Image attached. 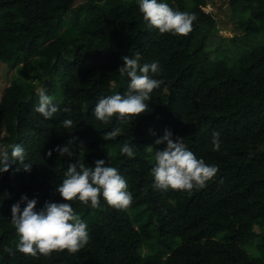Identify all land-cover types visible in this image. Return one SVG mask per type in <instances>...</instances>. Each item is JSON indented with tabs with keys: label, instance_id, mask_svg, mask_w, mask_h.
<instances>
[{
	"label": "trees",
	"instance_id": "trees-1",
	"mask_svg": "<svg viewBox=\"0 0 264 264\" xmlns=\"http://www.w3.org/2000/svg\"><path fill=\"white\" fill-rule=\"evenodd\" d=\"M227 1L236 56L222 37L208 54V35L218 30L208 0H159L196 14L187 36L149 28L138 0H0V67L8 81L0 91V150L10 154L8 146L20 144L33 163L30 172L13 163L0 173V264H264V0ZM137 52L141 64L161 69L150 111L130 124L97 121L98 99L127 92L129 78L117 70ZM40 87L70 112L45 120L35 111ZM66 118L73 128H63ZM115 127L121 134L108 139ZM166 129L218 167L215 180L191 193L154 188L155 151L165 147L154 142ZM70 140L73 156L46 155ZM125 143L134 157L121 154ZM78 159L117 168L131 207L114 209L102 197L98 209L72 201L89 244L49 258L20 253L11 206L22 195L37 200V211L46 201L63 203L56 188Z\"/></svg>",
	"mask_w": 264,
	"mask_h": 264
},
{
	"label": "clouds",
	"instance_id": "clouds-1",
	"mask_svg": "<svg viewBox=\"0 0 264 264\" xmlns=\"http://www.w3.org/2000/svg\"><path fill=\"white\" fill-rule=\"evenodd\" d=\"M139 12L149 28L158 30L160 34L187 36L196 21L195 13L174 10L167 3L159 0H138ZM121 76L129 78L128 90L125 94L119 93L101 97L94 108V117L97 121L108 125L113 118L121 123H131L136 117L150 111L149 101L152 93L163 83L154 79L161 69L158 62L141 64L139 52L134 57H122V65L117 70ZM39 97L35 111L45 120L53 118L58 112H70L67 106L61 108L62 100L47 94L44 87L37 89ZM72 119H64L62 126L65 129L73 128ZM122 129L115 127L106 133L108 139H115ZM220 133L213 131L211 143L214 151H219ZM164 144L163 150L155 151V166L151 169L154 178V188L168 191H184L191 193L207 186L209 181L216 178L218 167L206 164L198 159L182 137L173 138L170 130H165L162 137L154 142ZM72 141L66 146H56L46 155L52 156L55 151L60 156H73ZM0 150V173L8 172L13 163L18 165L17 171H31L32 162L27 160L25 149L20 144L9 145ZM151 148V147H149ZM83 148L79 149V153ZM120 152L129 158L135 156V147L131 143L121 146ZM27 161V162H26ZM63 203L45 202L42 210H36L37 200L21 196L20 201L11 206V224L16 229L19 242L16 250L32 258H45L60 252L76 254L90 242L87 223L81 219L71 202L78 201L92 209L100 207L101 197L106 204L117 210H126L131 207L132 194L128 190L127 181L118 173L117 168L106 166L105 160L95 161L94 167L87 166L78 159L76 164L69 163L64 178L56 188ZM25 206L21 209V204ZM13 255V249L4 250Z\"/></svg>",
	"mask_w": 264,
	"mask_h": 264
},
{
	"label": "rangeland",
	"instance_id": "rangeland-1",
	"mask_svg": "<svg viewBox=\"0 0 264 264\" xmlns=\"http://www.w3.org/2000/svg\"><path fill=\"white\" fill-rule=\"evenodd\" d=\"M212 11L216 13L217 16V26L218 30L215 32H211L208 35L207 43L209 47L206 49L210 56L216 54L217 50L216 44L218 43V38H226V45L232 47L228 37L232 36L235 32H238L236 29V25L231 19V11L227 0H208ZM223 42V41H222ZM232 55L236 56L237 52L234 47L231 49ZM0 67V91L6 85L8 81H6V77L3 76L4 70ZM10 78V77H9ZM63 147V146H62Z\"/></svg>",
	"mask_w": 264,
	"mask_h": 264
}]
</instances>
